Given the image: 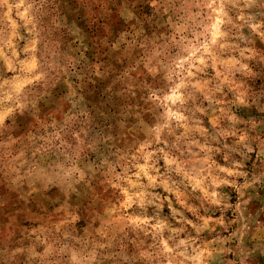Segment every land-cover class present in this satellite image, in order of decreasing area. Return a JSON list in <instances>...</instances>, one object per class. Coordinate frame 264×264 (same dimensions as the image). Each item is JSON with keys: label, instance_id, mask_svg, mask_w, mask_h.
<instances>
[{"label": "rangeland", "instance_id": "374dc122", "mask_svg": "<svg viewBox=\"0 0 264 264\" xmlns=\"http://www.w3.org/2000/svg\"><path fill=\"white\" fill-rule=\"evenodd\" d=\"M0 264H264V0H0Z\"/></svg>", "mask_w": 264, "mask_h": 264}]
</instances>
